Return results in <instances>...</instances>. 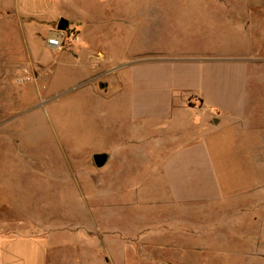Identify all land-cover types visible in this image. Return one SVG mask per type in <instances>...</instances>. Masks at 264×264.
<instances>
[{
	"label": "rangeland",
	"instance_id": "obj_1",
	"mask_svg": "<svg viewBox=\"0 0 264 264\" xmlns=\"http://www.w3.org/2000/svg\"><path fill=\"white\" fill-rule=\"evenodd\" d=\"M128 7L134 17L141 9ZM151 24L132 20L127 34L90 39V59L82 38L44 52L57 68H25L31 82L19 83V72L6 85L0 237L77 241L84 264H264V165L252 161L264 159L258 31L225 42L188 20ZM102 51L105 64L95 60ZM107 79L109 91L97 84ZM220 115L222 127L205 124ZM187 124L207 130L194 154L150 145ZM109 147L98 168L93 155Z\"/></svg>",
	"mask_w": 264,
	"mask_h": 264
},
{
	"label": "crops",
	"instance_id": "obj_2",
	"mask_svg": "<svg viewBox=\"0 0 264 264\" xmlns=\"http://www.w3.org/2000/svg\"><path fill=\"white\" fill-rule=\"evenodd\" d=\"M133 2H138L141 6L139 14H135V17L128 7ZM121 4H124L122 11L119 10L122 14L115 15L117 5ZM61 18L67 19L77 27L76 30L84 39L79 53H86L87 57L91 55L89 54L91 43L94 44L95 40L100 38L117 37L123 31L126 33L131 29L129 23L132 20L146 24L151 22L150 30L146 27L144 32L148 30L154 32L159 29L160 23L163 24L170 19L188 20L193 22L195 24L193 28L201 31L202 34L222 37L226 39L225 42L229 41V37L241 38V34L250 35L257 30L258 34L255 33L257 45L251 43V47H256L259 53L264 51V0H0V135L5 128L6 85L10 81L12 83L14 76L22 69H36L50 65L57 68L59 60L55 59L49 63L44 52L50 51L46 46V38L57 29V23ZM117 22H120V27L117 26ZM37 38L38 45L35 43ZM90 39H94V42ZM239 45L241 48L239 51H242L244 43L241 42ZM95 49L101 50L99 47ZM239 51L236 53L238 54ZM102 52L101 58L95 56V60L104 61L101 64H105L110 56ZM101 64L99 68L102 67ZM97 84L109 91L112 82L107 79V83L99 81ZM223 117L221 115L213 117L205 124L222 127ZM215 119L218 120V124L214 123ZM187 126L188 124L184 125V129L158 132L157 136L152 138L150 145L154 149H172L173 154L167 157L176 154L181 157L194 154L197 148H203L200 144L202 140L199 142L198 137L207 130L202 124H194L192 128L189 125L186 129ZM110 150L111 147L106 153L109 157L107 164L112 159ZM252 161L254 166L264 165V159L257 158ZM191 202L195 203L197 200ZM178 203L185 205L189 202ZM252 204L253 224H255L260 220V212H258L261 205L260 197L252 196ZM78 246L77 241L65 242L48 236L17 234L0 237V264H64L67 261L84 264V246H81L80 260L77 254ZM69 252L72 254L70 255Z\"/></svg>",
	"mask_w": 264,
	"mask_h": 264
},
{
	"label": "built area",
	"instance_id": "obj_3",
	"mask_svg": "<svg viewBox=\"0 0 264 264\" xmlns=\"http://www.w3.org/2000/svg\"><path fill=\"white\" fill-rule=\"evenodd\" d=\"M81 42L80 33L75 28H67L64 31L56 29L46 38V46L51 51H59L65 48H72ZM33 76L28 69H23L18 78V82L25 84L31 82Z\"/></svg>",
	"mask_w": 264,
	"mask_h": 264
},
{
	"label": "water",
	"instance_id": "obj_4",
	"mask_svg": "<svg viewBox=\"0 0 264 264\" xmlns=\"http://www.w3.org/2000/svg\"><path fill=\"white\" fill-rule=\"evenodd\" d=\"M69 27V22L67 19L65 18H61L58 23H57V29L60 30V31H64L66 30L67 28ZM214 123L215 124H218V120L215 119L214 120ZM108 155L106 153H97V154H94L93 155V160H94V163L95 165L98 167V168H103L107 162H108Z\"/></svg>",
	"mask_w": 264,
	"mask_h": 264
}]
</instances>
